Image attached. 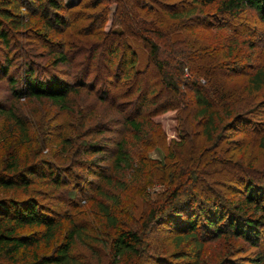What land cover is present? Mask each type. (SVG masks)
Listing matches in <instances>:
<instances>
[{"label":"rangeland","instance_id":"obj_1","mask_svg":"<svg viewBox=\"0 0 264 264\" xmlns=\"http://www.w3.org/2000/svg\"><path fill=\"white\" fill-rule=\"evenodd\" d=\"M56 1L62 6L55 13L63 18V27L50 25L43 6L35 0H20L13 6L24 20L16 30H10V45L0 40V66L8 57L12 61L9 73L19 77L30 61L41 71L57 73L76 91L69 94L65 108L46 98L18 99L11 93L8 78L0 74V104L15 108L27 119L30 138L23 151L29 157H44L67 169L63 174L66 184L57 189L36 184L34 194L46 204L57 205L59 215L67 214L84 230L75 240L69 264H112V233L101 207L114 213L119 228L135 229L142 238L140 256L117 264H151L160 258L172 264H262L256 257L264 256V227L258 247L231 235L202 242L200 247L196 244L201 242V233L196 239H182L166 223L145 219L150 208L167 204L172 180L193 164L198 150L201 154L205 151L212 161L217 159L199 175L206 189L229 197V187H235L229 176L240 167L264 182V145L260 143L264 137V92L250 100L246 124L232 130L225 122L211 142L190 117L191 108H186L187 104L193 107L192 85L204 81L202 73L217 74L240 94L248 75L264 64V25L254 12L246 9L231 19L214 18L212 22L209 17L215 13L217 0L197 6L193 0ZM191 6L196 7L194 15L206 20L182 17ZM52 16L49 11L48 17ZM146 39L158 46L159 57L173 73L176 93L162 86ZM125 43L137 56L135 75L122 71L119 54L111 55L113 48ZM57 51H63L67 63L50 65L51 53ZM146 91L149 104L140 108V95ZM245 103L244 99L242 106ZM129 114L147 122L141 133L133 134L124 126V116ZM99 140L108 144V150L125 141L132 166L115 169L110 159L103 161L110 155L108 151L100 155L81 152L85 143ZM17 145L16 136H12L8 151ZM80 160L94 163L82 167ZM96 169L106 173L111 182L93 174ZM185 178L183 187L195 192L192 180ZM7 195L13 193L0 191V196ZM66 230L67 221L61 236L49 247L43 246L41 253H50ZM180 251L185 257L176 259L174 255Z\"/></svg>","mask_w":264,"mask_h":264},{"label":"trees","instance_id":"obj_2","mask_svg":"<svg viewBox=\"0 0 264 264\" xmlns=\"http://www.w3.org/2000/svg\"><path fill=\"white\" fill-rule=\"evenodd\" d=\"M35 1L43 6L42 9L46 13V19L49 18L50 25L65 26L63 18L55 13L62 8L61 3L56 0ZM193 2L197 6L198 3L211 4L212 0H193ZM19 3L20 0L0 1V40L6 46L10 45V30H16L23 24L24 15L13 8ZM195 6L183 11L181 16L186 17L187 20L205 21L206 17L194 15ZM246 9L252 10L264 25V0H217L215 13L209 18L212 22L214 18L231 19ZM49 11L52 12V17H48ZM174 16L180 17V14L174 13ZM145 41L149 57L161 76L162 86L176 93L178 91L176 79L173 73H170L165 61L159 57L158 46L149 39ZM129 49L125 43L121 48H113L111 55L119 54L122 71H127L128 75H135L137 56ZM50 58V65L53 66L67 63V56L63 51L51 53ZM5 60L6 62L0 66V74L8 78L11 93L15 98H46L65 108L69 94L76 91L72 84L57 73L41 71L33 67L30 61L25 64L19 77H13L9 73L12 61L8 57ZM202 76L204 77L202 83L196 81L192 85L193 107L187 104L186 108H191L188 109L192 112L190 117L192 116L200 125L205 140L211 142L225 122L232 130H238L240 125L247 123L246 110L250 107V100L256 99L257 95L264 92V64L248 75L246 84L241 88L243 96L228 87L227 81L219 78L217 74L204 72ZM140 96L142 97L140 108H143L149 104V96L147 91ZM244 99L246 103L242 106ZM123 122L124 126L136 135L147 125L139 115H126ZM12 136H16L18 145L12 151H8ZM29 138L30 128L27 119L15 108L11 106L6 108L0 104V191L13 193V195L0 196V264H69L75 240L82 236L84 230L67 214L59 215L57 205L46 204L34 194L36 184H44L53 189L66 184L63 174L67 169L64 170L63 166H58L44 157L34 159L29 157L23 151V145L29 141ZM63 140L67 141L65 137ZM260 143L264 145V137L260 139ZM82 149V153L99 155L102 151H108L110 155L105 156L103 161L110 159V164L115 169L132 166L125 141H118L111 150H108V144L100 140L85 143ZM200 151H195L193 164L189 163L187 169L185 168L186 171L178 173L177 179L172 180L173 183L170 185L172 188L166 196L167 204L152 207L147 211L146 222L166 223L181 234L182 239H196L201 233V242L198 241L196 244L200 247L202 242L226 235L242 238L251 246L258 247L264 227V182L240 167L237 172L229 176L235 185L234 188L229 187V192H232L229 197L220 191L206 189L201 185L203 179L199 175L211 162H217V159L212 161L211 158H207L205 151L202 154ZM198 156L202 158L201 161ZM196 159L199 160L198 164H194ZM79 162V166L82 167L85 165L89 167L90 163H94L85 160ZM95 165L98 166V162ZM92 172L104 182H111L110 177L102 170L96 169ZM189 173L195 176H188ZM68 174L70 175L71 171H68ZM184 178L192 180L196 193L183 187ZM19 191L22 196L15 195ZM100 209L112 233L109 246L111 263L136 260L142 251V238L139 232L131 228H119L114 213L108 207ZM65 221H67V230L62 241L50 253H41L43 246L49 247L53 240L61 236ZM174 257L181 259L185 257V253L180 251L175 253ZM256 258L264 264V256L259 255ZM151 264L172 263L166 258H160L152 261Z\"/></svg>","mask_w":264,"mask_h":264}]
</instances>
